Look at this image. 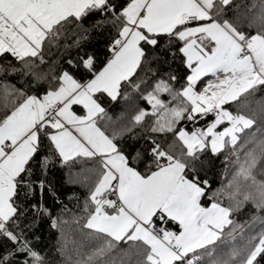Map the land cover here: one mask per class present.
Masks as SVG:
<instances>
[{
    "label": "snow or ice",
    "instance_id": "1",
    "mask_svg": "<svg viewBox=\"0 0 264 264\" xmlns=\"http://www.w3.org/2000/svg\"><path fill=\"white\" fill-rule=\"evenodd\" d=\"M0 264H264V0H0Z\"/></svg>",
    "mask_w": 264,
    "mask_h": 264
},
{
    "label": "trees",
    "instance_id": "2",
    "mask_svg": "<svg viewBox=\"0 0 264 264\" xmlns=\"http://www.w3.org/2000/svg\"><path fill=\"white\" fill-rule=\"evenodd\" d=\"M78 238H79V234H78Z\"/></svg>",
    "mask_w": 264,
    "mask_h": 264
}]
</instances>
